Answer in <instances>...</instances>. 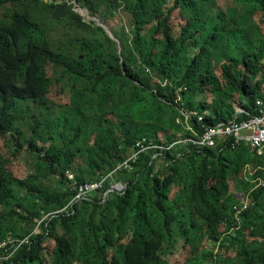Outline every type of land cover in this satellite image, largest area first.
I'll use <instances>...</instances> for the list:
<instances>
[{
  "label": "trees",
  "instance_id": "trees-1",
  "mask_svg": "<svg viewBox=\"0 0 264 264\" xmlns=\"http://www.w3.org/2000/svg\"><path fill=\"white\" fill-rule=\"evenodd\" d=\"M75 1L121 9L105 16L121 54ZM252 21L264 27V0H0V245L31 236L0 264H264V188L246 172L263 160L245 143H178L264 103ZM56 23L71 34L64 49L49 41ZM182 111L209 115L190 132ZM142 138L158 148L115 174L121 193L104 196L108 179L72 203ZM240 193L252 206L233 232Z\"/></svg>",
  "mask_w": 264,
  "mask_h": 264
},
{
  "label": "built area",
  "instance_id": "built-area-1",
  "mask_svg": "<svg viewBox=\"0 0 264 264\" xmlns=\"http://www.w3.org/2000/svg\"><path fill=\"white\" fill-rule=\"evenodd\" d=\"M236 110L240 113H247L248 112L244 109L243 105H236ZM255 110L256 113L254 115H250L249 118L244 120H238L235 117L233 120L227 123H219L214 126L209 125H201L202 133L198 135V138L195 139H180L178 143H192L195 147H209L215 148L221 141L223 142H231L233 146L240 145L242 143L247 144L250 147L251 152L255 154L257 158L263 160V165L258 167L256 170L252 172L251 167L247 165V177L255 184L256 188H264V183L262 179L258 176L259 171H264V103L262 100H258L255 102ZM182 114L185 116V129L194 132L191 126L189 125L190 120H196L197 123H202L204 118L209 115L208 112L201 113L199 111H182ZM238 115V114H237ZM181 123V120H178ZM145 139L142 138L141 140L137 141L134 145L135 150L128 156V158L121 164L117 165L112 172L108 175L101 177L99 180L90 181L89 183L83 184L76 189V195L73 198L72 203H79L83 201H89L91 193L98 191L102 188L103 184L108 179H113V175L121 172V171H131L132 165L139 153L144 152L148 149L158 148V146L154 145H144ZM160 148V147H159ZM163 149V148H161ZM252 179V180H251ZM68 180L71 181L72 177L68 176ZM126 185L117 182L114 183L110 190L112 192H119L121 193L125 189ZM108 191V190H107ZM106 193V192H105ZM238 200L241 202L239 207L235 208V218L236 223H234L233 232H238L241 227V216L247 211L250 206H252L249 199L243 194L240 193L237 196ZM72 203L70 204L69 208L72 207ZM63 212V211H61ZM34 231L33 234H36ZM235 236V235H234ZM30 237L28 236L19 242H13L11 240H7L0 245V251L5 253L6 255H1V260H5V262L11 258L14 252L19 249L21 246L30 245ZM11 245L12 252L8 253L7 246ZM2 263V262H0Z\"/></svg>",
  "mask_w": 264,
  "mask_h": 264
},
{
  "label": "rangeland",
  "instance_id": "rangeland-1",
  "mask_svg": "<svg viewBox=\"0 0 264 264\" xmlns=\"http://www.w3.org/2000/svg\"><path fill=\"white\" fill-rule=\"evenodd\" d=\"M44 2L45 3H53L54 2L56 4H61V0H44ZM79 6L82 7L80 4H79ZM83 9L84 10H88L87 8H83ZM88 14L91 16V18L98 19V20L100 19L99 21L101 23L107 24L105 22V20H106L105 16L107 18H110V17L114 18L113 16H115L114 19H118L119 20L120 19V14H122V11H121V9L116 11L115 7H113V6H111V5H109L107 3V4H105L102 7V10L99 13H93L92 11H89ZM82 17H83V21L86 22V23L93 22V19H89L87 17L86 13H84ZM95 24H97V22ZM107 25L112 30L111 26L109 24H107ZM252 29H253V33L254 34L255 33L258 34V32H259L260 36H264V27H262L258 22H256V21L253 22L252 21ZM67 31H68V29L65 28V26H62V25H60L58 23H56L52 29L51 28L49 29V35H48L49 36V41H50V44L52 45V47H54L56 50L64 49V48L67 47L66 45H68L67 43L69 42V39H70V36H71V34L68 33ZM26 120L28 122L30 121L28 119H26ZM21 129L23 130L24 134H26V137H30V132H29L30 131V127L28 125H24L22 123L21 124ZM113 178H114L115 183H117L118 181L116 179V176L113 177ZM37 233H38V231H36V234ZM206 247H207V249H209L210 245H207ZM0 258H2V257L0 256ZM0 262H5V260H1Z\"/></svg>",
  "mask_w": 264,
  "mask_h": 264
},
{
  "label": "water",
  "instance_id": "water-1",
  "mask_svg": "<svg viewBox=\"0 0 264 264\" xmlns=\"http://www.w3.org/2000/svg\"><path fill=\"white\" fill-rule=\"evenodd\" d=\"M74 11L80 13L82 16H83L84 13H86L87 14V17L89 19H93L88 14L89 11L88 10H84L82 7H80L79 4L76 1L74 2ZM99 20L98 19H93V21L97 22V25L100 26V27H102L105 30V32L108 34V36L117 43L118 53L121 54V52H122V46H121L120 41L114 36L112 30L108 27V25L105 24V23H101ZM121 62H123V59H121ZM236 113L239 114L238 111ZM110 192H112V190L109 189L108 191H106V193H105L104 196L106 197Z\"/></svg>",
  "mask_w": 264,
  "mask_h": 264
},
{
  "label": "bare ground",
  "instance_id": "bare-ground-1",
  "mask_svg": "<svg viewBox=\"0 0 264 264\" xmlns=\"http://www.w3.org/2000/svg\"><path fill=\"white\" fill-rule=\"evenodd\" d=\"M179 126V125H178ZM256 193V192H255ZM258 200V199H257ZM260 201V200H259ZM246 212V211H245ZM257 214V213H256ZM247 215V214H246ZM244 219V218H243ZM263 222V221H262ZM263 239V238H262Z\"/></svg>",
  "mask_w": 264,
  "mask_h": 264
}]
</instances>
